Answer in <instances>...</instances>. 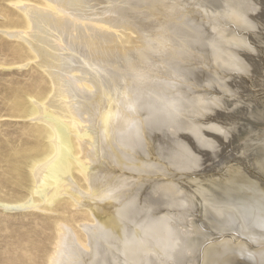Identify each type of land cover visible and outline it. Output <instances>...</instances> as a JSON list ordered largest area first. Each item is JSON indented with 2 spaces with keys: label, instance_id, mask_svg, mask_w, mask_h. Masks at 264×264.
<instances>
[{
  "label": "bare ground",
  "instance_id": "bare-ground-1",
  "mask_svg": "<svg viewBox=\"0 0 264 264\" xmlns=\"http://www.w3.org/2000/svg\"><path fill=\"white\" fill-rule=\"evenodd\" d=\"M4 1H7L12 7L14 6L16 10L14 11L8 6L0 9V16L3 17L0 22V33L5 37L15 39L16 45L8 49L12 56L10 61H2L1 65L17 64L25 67L32 60L42 70V74L32 85L11 87L6 94V115L21 117V119L30 118L33 122L25 126L26 133L31 136L30 140L0 152V159L6 162L10 178L18 183L27 182L28 193L18 200L0 198V207L7 210L23 206L40 207L48 211L62 200H68L73 208V205L76 207L79 200L85 197L84 193L85 195L86 193L95 195L98 199L89 201L86 205V211L89 212L90 217L81 218V222L76 225L79 226L77 230L67 220L59 219L55 222L53 246L45 255L44 261L46 264L115 262L114 253L119 248L113 244V239L117 238L120 230L130 223V218L134 215V208L141 206L148 197V193L151 194L153 201H159V197L162 195L168 196L167 192H172L178 183L173 177V171L176 168L157 158V155L149 157L151 150L146 140L147 131L164 130L168 131L171 137L176 138L180 130L193 128L198 130L200 127L213 128L212 130L219 128L215 124L222 122L224 120L222 117V121L215 123H212V119V122L208 119H206L207 122H204L201 118L211 108L210 104L219 107V104L222 103L220 94H223L228 88L226 83L222 82L225 70L234 72V70H243L247 67L246 59L250 55V51L247 49L253 50V46L250 44L251 41H248V35H243L240 31L255 26L253 20L248 16L250 15L248 11L259 2L256 3L253 0L255 2L253 4L250 0H203L200 4L201 11L198 16L195 15L196 17L192 14L196 8L184 9V13L181 15L176 13L170 26L174 44L173 56L167 66L164 65L167 67L164 74L169 80L164 78L159 84L152 82V86L148 88L145 96L141 97L137 103L130 105L122 103L115 107L107 91L108 88L114 86L116 78L120 75V69L106 62L107 59L119 57L120 65L124 68L141 67L147 64L150 51L164 41L162 37L151 38V44L146 46L145 36L137 32L134 27L132 18L135 17L130 16L129 13L135 7H142L145 0ZM261 6L259 8L262 13L264 5ZM258 14L255 12L253 15L257 16ZM261 15L263 16V13ZM262 20L264 21V18ZM258 24L256 23V25ZM255 29L257 28L255 27ZM254 33L256 34V32ZM259 35L257 38L262 37ZM251 69L253 70V68ZM79 74L85 77L78 78L76 75ZM135 78L137 79V77ZM238 86L242 87V85ZM82 87H86L88 90ZM92 88L94 90L89 91ZM224 95L226 94L224 93ZM254 98L251 100L253 101ZM98 100L104 108V112L101 111L100 116L97 111L94 113V103L95 101L99 102ZM108 107L109 109L106 110ZM224 107L226 106L224 105ZM230 107L233 106L230 105ZM96 109L99 110L100 107ZM238 109L235 113H239ZM240 109L242 110V108ZM223 112L222 110L221 112L217 111L219 114ZM208 114L206 113L207 117ZM212 114L213 112L210 115ZM235 115L241 117V115ZM247 116L245 118L249 119ZM210 117L214 119L216 113L214 117ZM260 117L263 118L261 115ZM216 120L219 119L216 118ZM94 124H97V127ZM256 128L252 129L256 130ZM248 132H252L251 128L248 129ZM253 136L255 137L254 132ZM231 139L233 137H230ZM96 142H99L97 144H100V148H94ZM110 144H113L118 151L119 163L128 170V173L125 174L126 177L124 176L125 178L120 180L116 179L117 182L93 172L99 155L102 154L104 157L103 153H108ZM253 150L255 149L253 148ZM97 166L99 167V165ZM104 191H107V194L109 192V195H102ZM106 197L112 199L111 206L107 208L105 203H101ZM84 200L86 201V199ZM166 206V212L170 211L171 204ZM220 210V208L215 209L216 216L219 218L222 214ZM227 218L232 219L229 216ZM136 219L138 218L133 217L132 221ZM82 222H94L95 224L82 225ZM231 223L229 225H232ZM261 223H264V217L260 218L254 226H261ZM237 227L239 230L235 229L237 233L242 232L243 235L245 227L242 221ZM221 242L223 244V241ZM233 246L235 247L234 243ZM212 248L214 249V245L208 246L207 250ZM262 252V250H247L246 255L248 260L253 262H251L252 264H256L255 257L257 254L262 255ZM242 253L244 252L242 251ZM220 254L222 255V253ZM205 255L207 256V254ZM224 255L225 252L221 257ZM215 258L217 257L215 256ZM152 261L159 263L161 259L155 256ZM211 261L208 262L211 263ZM220 262L222 263V261Z\"/></svg>",
  "mask_w": 264,
  "mask_h": 264
},
{
  "label": "rangeland",
  "instance_id": "rangeland-1",
  "mask_svg": "<svg viewBox=\"0 0 264 264\" xmlns=\"http://www.w3.org/2000/svg\"><path fill=\"white\" fill-rule=\"evenodd\" d=\"M202 1L203 0H145V6L143 5L139 8L135 7L130 11L129 15L136 18H132L136 31L145 36L144 38L146 41V46L151 44V38L162 37L164 41L161 45H156L149 54L147 53L148 57L150 58L147 61V64L142 65L141 67L129 66L128 68H124L120 65L119 57L110 58V60L107 59L106 62L120 69V75L116 78L114 86L108 88L107 91V94H109L111 97L115 107L121 105L122 103H129L128 105L137 103L141 97L143 98L145 96L148 88L152 86V82L159 84L164 78L168 79L164 72L167 71L166 66L171 60L173 56L172 50H174L173 39L171 37L172 30L170 27L173 16L176 13L181 15L184 13V9L188 10L189 8H196L194 9L196 12L193 11L192 14H194V16H198L199 11H201L200 4H202ZM250 1H252L253 4L255 2H259L258 4L253 5L254 7L250 9L251 12L250 10L248 11V14H250L248 16L251 18V20H253L255 26L241 29L240 32H242L243 35H248V41H251L250 44L253 46V50H255L253 51L252 49H247L250 51V55L252 54L251 56L249 55L250 57L248 56L250 60L248 58L246 59L248 64L246 67L247 69L245 68L238 71L234 70V72L232 70H225V73H223L224 80H222V82L226 83L225 85L228 88L224 93L226 95H231H229L230 97L227 95V97L224 95V93L220 94L222 96L223 106L222 103L219 104V107L216 105L211 106L210 104L211 108L208 109V112L206 113L208 114L209 112H213V114L210 115L211 113H209L207 117L205 113L201 118V120L204 122H207L206 119L210 121L212 119L213 122H211L215 123L216 121L219 122L222 117V120L224 119L225 122L224 120H221L222 122L220 123L216 122L215 125H217L219 128L214 130H212L213 128L209 129L208 127H200L198 130L196 128L195 130L194 128L180 130L177 133L178 135L176 138L171 137L168 131L148 129L149 131H147L146 140L148 142V147L152 152H150L149 157H155L157 155V158L168 162L170 166L176 168L175 171H173V177H175L174 179H176L178 183L176 187L173 188L172 192H167L169 194L168 196L162 195V197H159V201H153L151 200V194L148 193V197L141 204V206L134 208V215L130 218V223L120 230L117 238L113 239V244L119 248L117 249L118 251L114 253L115 262L109 261L106 264H213L214 262V264H237L238 262L239 264H246L247 262H249L247 264H252L253 262L249 261L247 258V250H262L263 254H257L255 259L257 261L256 264H264V223H261L263 226H254L260 218L264 217V120H262L264 119V109L262 111V108H264V21L262 20L264 18V6L262 8L263 16L261 15V9L259 8L262 7L261 5H264V1ZM5 6L10 7L14 11L16 10L14 9V6L12 7L11 4L9 5L7 1L0 0V9ZM255 12L256 14H259L257 16L253 15ZM252 18H254L256 21ZM2 20L3 17L0 16V22ZM256 23H259L258 25L260 27L256 25ZM261 25H263V29H261ZM255 27L257 29H255ZM250 28H252L256 34L253 31L251 32L252 29ZM258 34H260L262 37L257 38ZM252 35L253 37H251ZM254 36L256 37L255 39ZM14 45H16L15 39L5 37V35L0 33L1 153L4 151V149H10L14 145L30 140L31 136L26 133L25 126L33 122V120L30 118L21 119V117H11L6 115L7 92L11 87L32 85V83H34L35 80L42 74V70L39 69V67L34 62H32V60L31 62L29 61L28 65L25 67L20 65L18 66L17 64H3L4 67L1 65L2 61L7 62L12 58L8 49ZM164 45L167 46L165 47ZM258 45L261 47L259 48ZM249 51H247V53H249ZM253 55L254 57H252ZM251 68L255 70L253 71ZM258 69L259 71L256 72ZM251 73H254L256 76ZM76 76L78 78L85 77L83 75L81 76L80 74ZM135 77H137V79ZM254 79L257 83L254 82ZM252 83L254 84L252 85ZM238 85H242V87ZM83 89L88 90L86 87ZM91 90L93 91L94 88L90 89L89 91ZM253 98L254 100L252 101L251 99ZM224 105L226 107H224ZM230 105L233 107H230ZM252 106L255 107L253 108ZM94 107V113L97 111L99 116L101 111L104 112L103 105L100 104V101H95ZM98 107H100L99 110L96 109ZM240 108H242V110ZM107 109H109V107L106 108V110ZM236 109H238L239 113H235L237 112ZM221 110L222 112L224 110V112L220 114L217 113V111L221 112ZM255 111L257 112L255 113ZM215 113L216 117H214ZM246 113L248 116L245 115ZM235 114L241 115V117L236 116ZM244 115L249 119L245 118ZM260 115L263 116V118L260 117ZM99 116H97V118H99ZM210 116L214 117L215 120ZM216 118L219 120H216ZM241 118H243V120H241ZM236 122H239L240 124H237ZM232 125H237L238 128L235 126L233 127ZM253 127H257L256 130L252 129ZM223 128L225 129L222 130ZM249 128H251L252 132H248ZM244 131L245 133H243ZM253 132L255 133V137L253 136ZM198 134L199 136L197 137ZM200 136L201 139L199 138ZM230 137H233V139L230 140ZM260 141L262 142L259 143ZM97 143L99 142H96L94 148H100V144ZM110 145L111 147L108 149V153H103L104 157H102V154L99 155L98 159L100 161H96V168L93 169V172H95V174L107 177L106 179L108 180L117 182L115 181L116 179L120 180L126 177L125 174L128 173V170L123 168L119 163V156L117 155L118 151H116L115 146L113 144ZM253 148L255 150H253ZM97 165H99V167ZM106 168H108L109 171H112L113 173H109L108 169ZM7 169L8 167L6 162L0 159V198L8 200L22 199L28 193V184L25 181L18 183L16 180L11 179V175L8 173ZM104 194L106 195L107 191L102 193V195ZM107 195H109V192ZM83 196L86 198H81V200H79V202L76 204V207L73 205V208L71 207L72 205H70L68 200H62L52 210L48 211L40 207L23 206L16 207L11 210L0 207V264H46L44 261L46 257L45 255L48 253L50 248H52L51 246H53L52 238L55 233V222L59 219L67 220L69 224L73 225L72 227L74 229L76 228L75 230H77L79 226L77 227L76 225L77 223L79 224L81 222V218L86 216L90 217L89 212L86 211V205L89 203V201L98 198L97 196L95 197V195L92 196L87 193L86 195L84 193ZM34 197L36 196L34 195ZM64 197L67 196L64 195ZM84 199H86V201ZM111 201L112 199L106 197L103 199V201H101V203H105L107 208L111 206ZM168 204H171V210L166 212V205ZM215 205L217 206L216 208ZM217 208H220V212H222L220 218L216 216L217 211H215V209ZM226 216H229L230 219L232 218V221ZM133 217L138 218L139 221H136L138 219L132 221ZM224 219H228V222ZM253 220L256 221H254V225ZM241 221L245 227L243 235L242 232L237 233V231H239L237 226L241 224ZM94 222H82L81 224L88 225L90 223L89 225H93ZM229 223L232 225H229ZM224 232L226 233L224 234ZM221 241H223V244ZM233 243L235 247L233 246ZM207 245H214V249L212 248L211 250H207ZM227 251H229V254ZM242 251L244 253H242ZM224 252V256L226 257H221ZM220 253H222V255ZM205 254H207V256ZM228 255L232 259H229ZM155 256L160 258L161 262L153 263L152 258ZM215 256L217 258H215ZM233 257H235L234 261ZM211 258L213 261H211ZM218 259L222 261V263ZM208 261H211V263Z\"/></svg>",
  "mask_w": 264,
  "mask_h": 264
}]
</instances>
